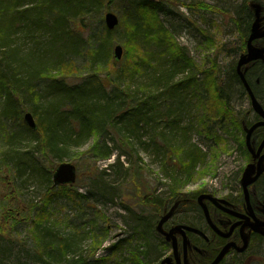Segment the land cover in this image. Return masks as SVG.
<instances>
[{
  "label": "rangeland",
  "instance_id": "1",
  "mask_svg": "<svg viewBox=\"0 0 264 264\" xmlns=\"http://www.w3.org/2000/svg\"><path fill=\"white\" fill-rule=\"evenodd\" d=\"M133 1L112 0L109 2V0H103L97 9L91 10L89 15L84 18L89 27L83 34L81 47L75 53L64 47L62 37L65 32L76 27L82 29L80 19L69 18L63 28L56 27L53 24H48V27L45 24L31 25L32 19L35 17L32 7L39 4L40 0H18V4L12 12L8 9L5 10V20L10 19L12 16L14 22L13 26H10V30L6 32L8 35L6 41H8V47L14 49L16 56L10 57L5 67H0V74L6 75L8 79L19 80L22 84L25 81L26 72L30 67H35L36 63H42L43 72L46 69L55 70L56 66L52 65L50 53L52 50H57L63 53L64 63L70 65L66 68V71L57 73L61 75L58 77V81L63 80L69 86L79 84L93 73L94 76L102 79L104 83H107V81L112 82L114 77L107 78L106 71L96 72L98 67L91 64L90 54L92 48L88 36L90 33L103 36L105 31L103 16L107 11L116 14L122 22L126 9ZM172 1L173 6L160 8L159 17L164 27L176 39V41L173 39V43L176 44L175 48L183 49L186 56L191 57L195 62L197 61L200 71H209L208 69L215 68L216 73H218L217 77L221 81L226 80L227 77L229 78L228 73L230 72H233L234 75L236 61L238 60L236 47H239L241 40L237 31L230 26L231 23H228L227 13L220 9L224 6L223 1L225 0ZM227 1L233 3L237 10L240 9L242 0ZM258 1L264 5V0ZM197 2L212 6L217 5L219 10H216L217 13L215 10H210L205 15H200L194 8ZM179 3H183L185 6L181 7ZM28 9L30 11L18 14L20 11L23 12ZM52 21L46 22L51 23ZM124 29V26L119 25L116 31L109 36L112 42L110 53L114 45L120 44L123 46ZM68 43L71 44L72 42L69 40L66 44ZM245 46L244 43L243 51ZM140 51L150 53L153 49L148 50L140 47L132 50L131 53L142 56ZM158 63H151L152 70L157 69L156 74L158 76L160 73L165 74L167 70L169 71L173 64L178 66V63H166V60L162 61L160 67H158ZM243 67L241 70H243ZM119 68L116 65L113 69L119 71ZM152 70L145 72L144 76L137 78L132 83L123 81L125 84L123 88L129 87V94L135 96V98L146 97V84L150 81L148 76L151 75ZM203 76L200 73L199 80ZM245 76L248 80L247 72H245ZM207 79L209 80L211 77L209 76ZM206 82L203 83L204 86H207ZM250 83L252 84L251 81ZM54 84L55 82H52L49 77H43L41 74L33 81V91L39 96V105L37 106L39 111L44 110L49 104L63 103L67 99L62 95V92L56 91ZM237 89V91L228 94L229 100L234 106L231 109L234 113L231 120L223 119L221 121L219 119L218 121L217 118L212 119V115L216 113L213 112L214 109L212 110L213 114L206 116L205 111L212 107V102L208 99L203 101L202 97L194 93L189 94L187 97L188 108L181 111L183 118L182 123L179 124L181 125L179 126L181 128L180 133L174 134L173 139L168 136L171 142L168 138L165 139L166 135H164L163 128L160 127L156 132L148 122L147 125L143 126L144 131H140L130 138L136 158L125 156L119 158L118 151H115L114 156L109 160L104 161L93 158L90 154L96 144L98 146H100V142H106L108 146L114 144L111 135L105 134L98 142H95L96 138L90 136L77 146L72 143L65 158L62 160L52 158L50 161L53 167L61 162H70L75 165L77 180L75 184L67 187L66 192L64 191L68 196L63 193L60 194V188L52 187V174L48 182L46 174L51 164L48 168L43 165L47 162H43L40 153L37 154L38 140L26 131L27 126L23 118L22 121H14L13 118H6L3 115L4 99L0 91V216L4 221L6 216L11 218V221L7 222L10 239H12V245L8 250L14 253L23 250L21 256L23 260L20 262H13L8 257L0 255V264H27L25 259L33 258L30 251L32 247L29 246L30 242L33 243L35 240L33 236L35 232L32 227L34 219L36 220V216L43 208L45 209L46 219L41 225L43 226L41 229L56 227L60 233L67 234L61 224L72 222L75 225H83L84 230L81 231L80 236L84 239L81 246L75 250L76 254L84 256L87 254L86 245L88 242H91L93 238L98 240L106 237L93 255L95 259H109V264H135L133 253L136 252L141 259V262L137 264H159V261L167 254V249L162 248V246L159 247L161 238L154 229L156 222L152 227V231L145 233L136 222L139 216H144L152 211L149 204L147 206L142 205L141 198L143 195L141 193H146L158 185L157 189L160 190L155 192L154 196L158 195L156 197L160 198L162 202L169 199L168 186L161 185L160 188L159 184V182L165 184L167 178L165 171L161 169V165L165 158L169 157V163L173 166L175 164L173 163L174 160L181 156L180 150H183V156L196 158L195 162L198 158L202 161L194 164L187 171L178 169L177 178L179 182L174 186V192L191 196L202 189L210 188L221 190V192L235 189L237 178L244 166V158L241 154V148L238 147V141H240L238 138L239 131H235L236 121L234 118L239 112L244 113L250 108L248 98H245L243 94L241 95L239 87ZM122 97L125 98V96ZM164 97L166 95L160 96V98ZM72 100L77 101V98ZM92 102H96L95 96ZM32 104L31 100L26 103L21 102L19 108L26 112L33 106ZM159 107V112L163 113L170 109L171 105L166 103L159 105ZM38 114L37 112L36 117L34 115L36 121H38L37 117H41ZM67 125L63 121L62 127L64 129H68ZM11 136L10 142L13 143L14 148L17 146L19 150L28 151L30 156L35 159L38 158L39 173L31 171L27 165L19 176L13 172L14 164L6 156L8 152L6 139ZM152 138L157 141V145L161 146L159 150L154 147ZM160 138H162L161 141ZM216 139L219 141L218 145L215 144ZM225 145L228 146L229 153L221 154ZM193 150L200 152L198 154ZM217 154L216 161L212 163L211 159ZM175 155H177L176 158ZM133 162L139 167L141 173V176L137 177L136 180L131 177V174L127 173L129 165ZM111 165H114L112 169L109 167ZM43 173L45 177L42 176ZM106 185L110 189L105 190ZM49 190H52L51 194H47L49 200L44 203L45 195ZM112 196L118 203L113 200ZM89 231L93 233L90 234ZM74 232L71 233L74 234ZM121 241L123 243L116 248L117 250L110 251L111 247L116 246ZM88 254L89 258L93 253L90 251ZM237 260L239 263L241 262L240 264H264V244L256 243L249 256L236 258ZM232 263L233 261L229 259L224 264Z\"/></svg>",
  "mask_w": 264,
  "mask_h": 264
},
{
  "label": "trees",
  "instance_id": "2",
  "mask_svg": "<svg viewBox=\"0 0 264 264\" xmlns=\"http://www.w3.org/2000/svg\"><path fill=\"white\" fill-rule=\"evenodd\" d=\"M25 1V0H24ZM103 0H40V3L37 4L35 7H32V11L35 12V17L32 19L31 25H40L45 24V26H49L48 24H53L56 27L63 28L65 26V23H67L68 19L78 18L82 22V29H78L77 27L74 28L71 31H67L64 33L62 37V41L64 43V47L68 49V51L76 52L78 50L83 42V34H85V30L89 27V25L86 23V20L84 19L87 15H89V12L93 9H97L98 5L102 3ZM112 0H109L111 2ZM249 0H242L240 10L243 11V16L245 18V34H243V38H241V43L239 44V47H236V51L242 52L243 51V45L244 41L246 39V36L248 34V31L250 29V25L252 22V14L250 12V9L248 7ZM172 0H160L159 2H148L144 0H134L130 3L128 8L125 11L124 17L122 18V22H120L121 27H125L123 32V49L125 50L124 56L120 62H115L114 64L111 62L106 67H103L104 64L100 62L99 59L104 60L105 57L110 58L112 56V51L110 53V47H111V40L109 39V36L116 31V28L114 31H107L103 33V36L97 34H92L88 36L90 39V47L92 48V55L91 57V64L98 67L100 72L106 71L107 72V78L113 77V75L117 74L122 69L126 68H132V69H138L139 65L137 64V61L140 59H144L143 63L150 64L156 60V63L162 64V61L168 60V56L166 57V53L163 51H160L159 46L161 42H169L172 44L173 47H175L174 38L172 34L164 27L162 21L160 20V8L166 7V6H173ZM18 0H0V30H2L0 33V67H5L7 65V61H9L10 57H15L16 53L14 49H11L8 47V35L6 32L10 30V26H13V18L12 16L10 19L5 20V13L8 9V11L12 12L14 7L17 6ZM181 7L185 6L183 3H179ZM69 9V10H68ZM28 10H24L23 12L20 11L18 14H23ZM214 11V9H213ZM47 15V16H46ZM159 15V16H158ZM151 17L154 22L152 24L142 22L143 18ZM227 17H229L228 14H226ZM44 17V18H43ZM47 17V18H46ZM53 20L51 23H47L49 21ZM47 21V22H46ZM151 28V31L149 32V29ZM149 32V33H148ZM53 35V34H52ZM153 37H152V36ZM94 38V39H93ZM65 39V40H63ZM92 39V40H91ZM71 41V44H66L67 41ZM140 47L146 48L150 50V48L153 49L150 53H146L144 51H140L142 53V56L133 55L131 52L134 49H138ZM39 64V65H38ZM52 65H54L52 63ZM118 65L119 71H114V67ZM42 63H36L35 67H30L28 72H26L25 81L21 84L19 80H12L8 79L6 75L0 74V91L2 98L4 99V108H3V115L6 118H13L14 121L19 120L22 121V114L24 112L23 109L19 108V104L21 102H27L31 100L33 102V106L29 108V112H31L35 117L37 116V105L36 103L39 102V96H37L33 91V81L37 79L39 74L43 77H49L52 82H55L54 88L56 91H65L67 93V96H65L67 99L70 100L68 104H65L67 106L68 115L71 117H74L77 119L78 122V132L77 137L81 136V126L82 124L86 125L87 129L90 128L93 130H96L98 132L106 133V128L108 123L112 127V131L110 135L113 137V145H105L103 149H96L93 148V152L90 154L93 158H99L100 160H107L111 157L112 148L119 152V158L121 156L125 157H135V151H133V144L130 141V138L134 137V134H138L143 126L148 124L147 119L145 118V114H140L141 111L138 109L137 106H133L135 103L130 94L127 92V90H116L115 86L113 84V81H107V83H104L102 79H100L98 76H92V81L94 84H97L98 88L99 85H108L111 87V89L114 91H118L122 96H125V98H121L122 101L118 103V99L121 97L114 96L115 100H111L108 102V105L106 103L101 104V106H97L99 110L97 111V114L95 113L96 117L94 120H91L89 122H85L82 116L81 109V96L86 91V88L88 86V82H85L84 80L79 84H73L68 85L65 81H58V77H60V74H57V69H46L45 72L42 70ZM66 71V69H63V71ZM156 72L153 71L151 75L153 77H156ZM47 73V74H45ZM56 73V74H53ZM61 73V72H60ZM163 73H160V75L157 78L162 77ZM248 80L251 79H259L258 85H253L254 88H263L264 82H262V79H264V64L259 63L256 67L251 69L247 72ZM96 78V79H95ZM113 84V85H111ZM207 86L209 89L213 90V93L217 95L218 91L221 92L220 87H218L214 81L207 83ZM243 89H241V94L243 93ZM96 99L98 100L101 94L95 95ZM219 94L217 95L218 98ZM73 98H77V101L73 102ZM104 99V98H101ZM117 99V101H116ZM128 99V100H126ZM125 100V101H124ZM117 102L118 106H112ZM98 104V103H97ZM56 104H49L45 108L47 111L52 110L53 112L54 107ZM112 106V107H111ZM212 106L214 111L216 112L214 115H212V119L217 118L218 121L221 119L227 120L231 117L230 111H222V108L218 106L217 103L212 102ZM219 107V108H218ZM53 108V109H52ZM92 108V106L90 107ZM177 108V106H176ZM88 111V110H87ZM90 113H92L91 109L89 110ZM93 114V113H92ZM213 114V113H212ZM221 114V115H220ZM60 116V115H59ZM57 114H51L47 120H42L40 117H37V126L38 129L36 131H31L29 128L26 127V131L31 134L33 137H35L38 140V148L47 147L49 146V143L54 140H58L57 143H61L60 151L57 153L59 156L58 159H63L67 156V149L68 144L70 140H68V137L65 133V129L62 127V117H59ZM208 116V114H206ZM96 119H98L96 121ZM211 119V120H212ZM119 122V128L117 129V124ZM113 124V125H112ZM208 131V130H207ZM109 135V136H110ZM131 136V137H130ZM12 136L7 140V149L8 152L6 153V156L10 158L9 161L13 162L14 167L12 168L13 172L16 173L17 176L21 174L23 170L26 169V165L30 167L31 171H35V173H39L38 169L39 167V161L38 158H34L30 156V153L28 151H21L17 148H14L13 143L10 142V139ZM170 141V140H169ZM165 142V141H164ZM171 142V141H170ZM167 143V142H166ZM219 141L216 139L215 144L218 145ZM165 144V143H164ZM58 149V148H56ZM175 149V148H174ZM178 149V148H177ZM178 151V150H176ZM181 151V157L183 156V150ZM223 151V149H222ZM193 152L198 153L200 151L193 150ZM40 152L37 150V154ZM199 154V153H198ZM41 157L42 154L40 153ZM56 157V155H55ZM91 157V158H92ZM177 155H175V158ZM136 158V157H135ZM178 158V157H177ZM8 161V162H9ZM9 164V163H7ZM51 164V162H50ZM53 167V165L51 164ZM51 167V168H52ZM110 169L114 167V165L109 166ZM192 167V166H191ZM35 169V170H34ZM190 169V167H189ZM180 170V169H179ZM187 171V170H186ZM45 173V171L43 170ZM42 174L43 177H45V174ZM127 173L131 174V177L136 180L137 177L141 176L140 169L136 165V163H132L129 165V169H127ZM102 174V173H101ZM100 174V175H101ZM48 176V182L50 181V168L48 169V173L46 174ZM99 175V176H100ZM53 187V186H52ZM68 186H60L57 188H60L59 192L60 194H66V189ZM55 188V187H53ZM169 188V186H168ZM110 189L108 185H106L105 190ZM52 190H49L44 199V203H47L49 198H47V194H51ZM65 191V192H64ZM168 193L170 195L169 199L165 200L163 204L170 203L171 200H173L177 193L174 192V188H169ZM68 196V194H66ZM148 205L147 202L143 201L142 205ZM156 205V204H155ZM45 209L43 208L38 215L36 216V220L34 219V225L32 227L35 234H33L34 239L37 238L36 235H41L40 238L41 241H45V239L49 238L46 236L43 232H40L39 229H41L43 226H41L45 222V215H44ZM8 214V213H6ZM11 221V218L6 216L5 221L2 220V217L0 216V255L6 256L9 258V255L13 254L15 256L14 259H10L13 262H20L22 259L21 254L23 253L22 250L18 251L17 253L10 252L8 248L10 245H12V239H10V231L8 230L7 222ZM2 222V223H1ZM142 231H146V229L142 226ZM90 234H92V231H89ZM88 234V232H87ZM143 235V234H142ZM144 236V235H143ZM146 236V234H145ZM45 238V239H44ZM106 237H102L101 239L95 240V246L101 245L102 242L105 240ZM92 239V238H91ZM36 240V239H35ZM94 240V238L92 239ZM37 241V240H36ZM35 241V242H36ZM51 241H45L46 243L43 244L42 253L40 255L34 254V249L31 245V253L33 254V258L30 257L28 259H25L27 264H49V261H46L45 255L42 254H51L52 258H58V257H64L68 254V251L66 252L63 248L62 242H52ZM34 242V243H35ZM50 243V245H49ZM123 243L121 241L116 246L111 247L110 251L117 250L116 248ZM162 245V240L160 239V245ZM252 255V254H251ZM109 259H99L94 264H107ZM258 262V261H255ZM241 263V262H240ZM239 261H235L232 264H240ZM257 264V263H256Z\"/></svg>",
  "mask_w": 264,
  "mask_h": 264
},
{
  "label": "bare ground",
  "instance_id": "3",
  "mask_svg": "<svg viewBox=\"0 0 264 264\" xmlns=\"http://www.w3.org/2000/svg\"><path fill=\"white\" fill-rule=\"evenodd\" d=\"M259 3L260 2L258 0L248 2V7H249L252 15H253V10L251 8V4H259ZM223 5L224 6H222V8H220V9H222L225 13H227L229 15L228 23L229 22L231 23L230 26L235 31H237L238 36L240 37V40H241V38H243L242 37L243 34H245L244 33L245 32V18L243 16V14H244L243 11H241L240 9L237 10L236 7H234L235 5L231 2L229 3V1H227V0L223 1ZM194 8L198 11V13H200V15H205L210 10L213 11V9L215 10L216 13L218 12L216 10H219V6H217V5L212 6V5H208V4L200 3V2H197V5H195ZM262 13L264 14V9H263ZM142 22L152 24L154 22V20L150 16L149 17L145 16L143 18ZM105 30H107V29L105 28ZM150 31H151V28L149 29V32ZM174 40L176 41V39H174ZM248 40H249V31H248V34H247L246 39L244 41L245 44H247ZM261 46L263 49L264 44H262ZM159 49H160V51H163L166 53V55H168V60H166V63H178V66L177 65L174 66V64H173V66L170 67L171 69L169 71L167 70V72L165 74H163L162 77H160V78L153 77V76L149 75L148 80H150V81L146 84V92H147L146 97L135 99V96L132 97L130 95L132 97V99H135L134 100V102H135L134 106L138 105L139 111L142 110L140 114H145V118L147 119L148 122H150V125H152V129H154V131L157 132V129H159L160 127L163 128V130L165 131L164 135H166L165 139L168 138V136H171V138L173 139L174 134L176 135V134H178V132L180 133L181 128H179V126H181V125H179V124L182 123V118H183L181 111L188 108V104L186 101H188L187 97L189 94L192 95V94L196 93L200 97H202L203 101L205 99H208L213 103L215 101V103H217L218 106L222 108V111H227V112L231 111V109L234 106L231 104L228 94H230L233 91H237L238 87H239L240 91L243 88V84L239 81L236 69L234 71L235 76L233 75V72L228 73L229 78L227 77V79H228V83H227V79L224 81H221L218 79V77H217L218 73H216L215 68L208 69L209 71H200L198 69V66H197L198 63H196L197 61L195 62L191 57L186 56V52L183 49L173 47L172 44L169 43L168 41L167 42H161ZM76 52H78V51L76 50ZM50 54H51L50 58L52 59L51 62L56 66L57 72L60 73L63 71V69H66L70 66V65H67L64 63V60H63L64 56L62 55L63 53H61L57 50H52ZM236 54L238 55V60H240V58L242 56L247 54V50L242 51V52L236 51ZM90 57H92V55H90ZM111 57L110 58L105 57L104 60L99 59L100 62L102 64H104L103 67H105L106 65H108L111 62L113 64L115 63V62H113V61H115L114 57L113 56H111ZM238 60L236 62H238ZM143 61H144L143 58L137 61V64L139 65V68L137 70L132 69V68H130V69L126 68V69H122L117 74L113 75V77H114L113 78V84H114L116 90H121V89L124 91L127 90V92L129 93V87L123 88V86L125 85L123 83V81L132 83L137 78L144 76L145 72H149L150 70H152L153 66L151 67V63L146 64V63H143ZM154 62H156V60ZM261 64H264V63L261 61ZM257 65H259L258 60L252 61V62L244 65L243 68H246V72H248L251 69H253L254 67H256ZM144 66H145V68H144ZM158 67H160V64H158ZM97 71H100V70L97 69L96 72ZM153 71H155V69H153L152 72ZM200 73L204 75L201 80H199L200 79ZM156 75L158 76V74H156ZM92 76H94L93 73H91L90 75H88L87 78L84 79L85 82H87V81H89V82H88V86L86 88V91L81 96L82 97L81 98V109H83L82 116H83V119L85 122H89L91 120H94V118L96 117V115H94V114L95 113L97 114V111L99 110V108H97V106H101V104H104V103H106L107 106H109L108 102H110L112 99L115 100L114 96H118V97L121 96L118 99V101L120 100L118 103H120L123 99L122 95H124V94L121 95L116 90L113 91L111 89V87H109L107 84L106 85H99V88H98L97 84H94V82L92 81ZM209 76L211 77V79L208 80L207 78ZM206 79H207V82H206ZM202 80H203V82H202ZM212 81H214V83L218 87H220L221 92L218 91V93H217V95L219 94L218 98H217V95H215L213 93V90L209 89L208 86L203 85V83H205V82L207 85V83L212 82ZM247 81H248V83H250V81L252 82V84L250 83V90H251V92L255 98V102L260 107V110H261L260 115L262 117H264V97H263L264 96V90H263V88H254L253 87L254 84L255 85L259 84V79L255 78V79H251V80H247ZM262 82H264V79H262ZM61 92H62L63 96H67V93L64 90ZM98 94H101V96L97 100L95 95H98ZM242 94L245 98L250 99V96H249L247 91H244ZM162 95H166V97L160 98V96H162ZM94 96H95L96 102H92V99ZM103 97H104V99H101ZM67 100H68V102H70L69 99H66L64 102H66ZM116 101H117V99H116ZM64 102L63 103H57V105L54 107V109L52 108L53 112H51L52 110L47 111L46 109L39 111L38 108H36V110L41 115L40 119H42V120H44V119L47 120V118L52 113L57 114L58 116L60 115L62 117V120L68 124L67 125L68 129H65V133L68 137V140H70V142L68 144L69 147L72 145V143H73V145L77 146L83 140L87 139L90 136L96 138L95 142H98V140L102 139V136H105V134L108 136L110 135V133L112 131V127L110 126L109 123H108L107 128H106V133H103L102 131L98 132L96 130H93V132H92V129H90V128L87 129L86 125L82 124L81 136L77 137L76 136L77 132H78L77 119L68 115L67 106L65 105V104H68V102H66V103H64ZM73 102H74V100H73ZM118 103L115 102L114 104H112V106L120 105ZM166 103L171 105L170 109L164 111L163 113H160L159 112V109H160L159 105L166 104ZM36 105L38 106L39 102H37ZM91 106H92V108H90ZM176 106H177V108H176ZM90 109H91L93 114L89 112ZM209 110H211V111H209ZM212 110H213V106L209 109H206L205 113L206 114H212L213 113ZM248 110L255 112L251 106ZM257 115H258V113H257ZM260 115H258V116L261 117ZM97 120L98 119H96V121ZM262 126H264V120L253 124L250 128L247 129V133L250 130H255L256 128L262 127ZM118 128H119V122L117 124V129ZM178 128H179V130H178ZM141 131H144V129L142 128ZM152 134L154 135L155 132ZM161 139L162 138H160L159 140L161 141ZM165 139L163 138L164 141H165ZM168 140H169V138H168ZM152 141H153L154 147L159 150V148L161 146L157 145V143H156L157 141L154 140L153 138H152ZM57 142H58V140L53 139L51 141V143H49V146L38 148L39 152L42 154L43 162H47V164H43L46 168H48V166L50 165V161L52 158L58 159L59 156H61L60 154L57 155V153L60 151V148H61V147H59V146H61V143L59 144ZM105 145H108V144L106 142H100V146H98V144H96L94 147L96 149H99V148L103 149ZM263 145H264V143L262 142L261 147ZM69 147H68V149H69ZM56 148H58V149H56ZM68 149H67V152H68ZM115 151L116 150H114L112 148L113 153L111 154V157L109 159H111L112 156H114ZM227 153H229V149H228V146L225 145L221 154H227ZM241 154H242V156L244 158V162H245L244 153L241 152ZM55 155H56V157H55ZM217 156H218V154L213 156V159H211L212 163L216 161ZM109 159H107V160H109ZM168 159H169V157H167V159L165 158V161L161 165V169H162V171H165L167 178H166L165 184L159 182L160 188H161V185L162 186L166 185V186H169V188L173 189L174 186H176V184L179 182V180L177 178L178 169H183L185 171V170H188L189 167L192 168L191 166H193L194 164L202 161L201 159L198 158L197 162H195L196 158L194 159V158H191L188 156H182V157L180 156V157L176 158L174 160V162L172 161L173 163H175L172 166V165H170ZM59 160H62V159H59ZM61 163H64V162H61ZM61 163H59L58 165H56L54 167H52V166L49 167V168L52 167L50 169L51 174L54 173L55 169ZM157 186L153 187L152 189H150V191H147L146 193L145 192L141 193V195H143L141 198L142 202L143 201L147 202L150 205V208L152 210L151 213H148L144 216H139L137 221H136L140 227L143 226L146 229L145 232H151L152 227L154 226L155 222L157 223V220H160L161 217L164 215V213L168 209L166 202L163 204L161 199L157 198L158 195H156L157 197L154 196L155 192H158L160 190V189H157ZM112 197L114 198V196H112ZM195 197H194V199H192V201L200 203L201 202L199 200L200 195L197 196L196 199H195ZM113 200H115L117 202V200L115 198ZM182 204H185V202L180 203L178 207H180ZM180 218L183 219L184 217H180ZM193 219H195V218L192 217V220ZM189 220H191V217H189V218L185 217L183 219V221H185L187 223H189ZM61 227H64V231L67 234L60 233L56 227L43 228V229L39 230L40 232L44 231V234L49 237L47 239L44 238L45 241L53 240L52 242H55V241L56 242H62L63 247H64L63 249L66 252L68 251V254L64 257H58V258H52V259H49L51 257V254H48V253L42 254L43 256L45 255L46 261L50 260L49 264H94L96 261L99 260V258L95 259L93 257L96 250L101 246V245L95 246V240H91V242L87 243V245H86V247L88 249L87 254H85L84 256H82L80 254H76L75 250H77L81 246L83 239H84L80 236V234L82 233L81 231L84 230L83 225H75L72 222H67V223L61 224ZM73 231H75L74 234L71 233ZM36 237L37 238H35V239L37 241L34 240L33 243L30 242V245L33 247L34 254L37 256V255H40L42 253L43 244L46 242L41 241L40 238L42 236L40 234L36 235ZM49 245H50V243H49ZM20 246H28V245H20ZM161 246H162V248L166 249V247L164 245H161ZM90 251L93 254H92V256H90L88 258V255H89L88 253ZM22 255H23V253L21 254V256ZM14 258H15V256L13 254L9 255V259H14ZM133 261L135 264L141 262V259L138 255V253H136V252L133 253ZM142 262H143V260H142ZM107 264H109V263H107ZM159 264H160V261H159Z\"/></svg>",
  "mask_w": 264,
  "mask_h": 264
},
{
  "label": "flooded vegetation",
  "instance_id": "4",
  "mask_svg": "<svg viewBox=\"0 0 264 264\" xmlns=\"http://www.w3.org/2000/svg\"><path fill=\"white\" fill-rule=\"evenodd\" d=\"M250 103V101H249ZM264 120L251 110L235 115V131H239L238 147L244 153L245 162L235 189L221 192L215 189H202L195 195H187L189 202L182 204L178 212L168 220L163 228L170 230L175 225H186L197 232L185 230V234L175 233L173 243L165 242L170 258L166 264H211L225 247L228 251L218 264H224L229 259L246 257L256 243H264V235L255 232L256 224L264 230V126L253 130L246 142L247 129L253 124ZM248 164L254 165V174L261 169L259 176L243 188L240 185L241 174ZM211 195L218 200L204 198L201 202L192 199L199 195ZM192 201V202H191ZM179 217H194L189 223ZM172 240V239H171ZM247 241V247L240 249ZM234 259V260H233Z\"/></svg>",
  "mask_w": 264,
  "mask_h": 264
},
{
  "label": "water",
  "instance_id": "5",
  "mask_svg": "<svg viewBox=\"0 0 264 264\" xmlns=\"http://www.w3.org/2000/svg\"><path fill=\"white\" fill-rule=\"evenodd\" d=\"M149 1H153V0H149ZM251 8L253 10V21L251 23L250 30H249V40L247 41V44H246L247 54H245L244 56H242L240 58V60H238L237 66H236V72H237V75H238L240 81L242 82L245 90L248 92V94L250 96L251 106H252L253 110L256 113H258V115H260L261 114L260 107L255 102V98H254V96L250 90V86L247 83L246 78H245L246 68H243V70H241V68L244 65H246L252 61L258 60V61H262L264 63V48L262 49V46H258L257 44H254V41L259 40V39H264V24H263L264 17L261 15L263 8L259 4H251ZM104 23H105L108 30H113L118 25L119 20H118V17L114 13L107 12L104 15ZM263 44H264V40H263ZM122 55H123V48L120 45H116L113 48L114 59L116 61H119L122 58ZM24 121L30 129H32V130L37 129V126L35 124L34 118L31 115V113H25ZM252 131L253 130H250L247 133V144H248V140H249V137H250V134ZM259 174H260V172H258L255 177H252L253 166L248 165L242 174V177L240 180L241 185L244 188H246L248 185H250L257 178V176ZM76 178H77L76 167L69 162L61 163L55 169L54 173L52 174L53 185L55 187L65 186V185H73L76 181ZM206 197H209V196L201 195L199 197V200L201 201L202 199H204ZM179 202L180 201H176L174 203V205L170 208V210L164 213V215L161 217V219L158 221V223L155 227L156 231L159 234L164 235L165 239L167 241H169L170 238L175 233L184 234L185 233L184 230L197 232V230H195L191 227L181 226V225L175 226L169 232L163 231V229H162L163 224L168 219H170L172 217V215L175 213V210H176ZM253 228H254L255 232H258V233L264 235V231L261 228L260 224H256V226ZM246 246H247V241L244 243V246L240 250L243 251L246 248ZM174 248H175V246H174ZM227 251H228V247H225L222 250V252L217 256V258L211 264H218V262L223 258V256L225 255V253ZM166 262H167V259L163 260L160 264H165Z\"/></svg>",
  "mask_w": 264,
  "mask_h": 264
}]
</instances>
